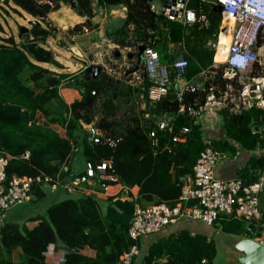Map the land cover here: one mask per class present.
Returning a JSON list of instances; mask_svg holds the SVG:
<instances>
[{"label":"trees","instance_id":"obj_1","mask_svg":"<svg viewBox=\"0 0 264 264\" xmlns=\"http://www.w3.org/2000/svg\"><path fill=\"white\" fill-rule=\"evenodd\" d=\"M53 1L54 7L38 4L36 0H0V5L12 3L16 13H20V9L38 21L36 24L30 22V29L20 36L18 33V41L12 35L0 36V151L12 156L6 167L7 178L37 173L54 178L69 156L72 159L69 171H61L59 177H74L84 172L87 162L104 158L111 159L117 183L128 188L137 187V196L131 198L129 190L107 195L102 212L100 197L81 193L77 198H66L50 205L47 208L49 221L30 218L35 221L32 228L25 224L20 227L13 221H0V264H15L10 258L15 248H20L25 257L20 264H48L44 253L50 244L55 250H66L63 264H117L119 256L132 244H137L140 252V239L132 240L128 234L135 203L141 206L163 201L174 204L181 192L179 177L192 172L200 151L206 146L221 152L229 150L232 156L237 149L247 152L262 149L259 155L249 157L238 177L250 183L258 177L255 170L264 172V138L254 132L264 126V108L253 105L238 112L230 111V107L220 109L221 137L209 141L197 117H191L188 112L178 114L180 103L201 105L210 84L220 85L221 90L227 82L234 90L242 88L237 79L222 78L224 65L213 66L216 51L207 43L217 36L221 25H230L219 7L208 2L210 0H187L186 7L197 9L206 22L184 25L152 10L154 2L164 0H98L99 4L111 8H126L121 25L106 29V38L123 48L131 43L133 53L139 45L152 47L157 50L161 62L169 66L171 84L167 93L158 100H151L148 96L150 82L146 78L134 86L128 83V75L115 78L106 73L105 68L95 80H86L83 72H56L41 65L63 67L55 53L45 48L48 38L56 34V27L46 21L48 13L58 8L61 0ZM62 1L86 17L84 23L74 25L67 33L82 34V27L90 31L91 18L95 14L92 0ZM230 22L232 24L233 20ZM3 30L0 24V33ZM260 35L264 38V31ZM263 38L259 39L258 46L264 43ZM170 43L175 45V53H168ZM177 59L187 61L184 79L198 86L194 92H187L182 101L177 99L175 75L170 67ZM127 61L133 64L135 57ZM202 71L212 75L204 79ZM249 77H264V70L255 63ZM215 93L218 96V92ZM73 97L72 102L65 100ZM136 102L138 113L117 114L122 104L133 107ZM164 114L172 117L171 131L158 129V121ZM88 123L103 130L116 145L90 143L82 127ZM183 125L188 126L189 132L181 135L167 151L164 146L171 143L172 136L178 134ZM152 130L159 139L157 147L152 146L147 136ZM25 150L30 152L28 160L19 158ZM74 153H80L82 160H74ZM77 162L82 166L76 168ZM42 187L33 188L35 198L32 201L44 196ZM49 188L61 187L50 184ZM95 189L103 192L98 185ZM123 196L126 198L122 200ZM7 212L0 210V218L7 217ZM219 221L225 233L248 234L254 238L252 235L264 229V212L263 225L258 226L255 234L254 225L244 220L229 217ZM86 249L94 255L84 253ZM215 254L212 238L180 230L151 242L143 259L144 264H204L202 260L212 264Z\"/></svg>","mask_w":264,"mask_h":264},{"label":"built area","instance_id":"obj_2","mask_svg":"<svg viewBox=\"0 0 264 264\" xmlns=\"http://www.w3.org/2000/svg\"><path fill=\"white\" fill-rule=\"evenodd\" d=\"M166 2V4H164ZM181 0H164L161 6L156 8L151 6L152 10L161 13L172 21H179L184 25L195 23L204 24L206 19L203 14H198L197 9L187 8L186 2L180 5ZM38 4H47L53 7V0H36ZM214 6L219 7L222 16L228 13L234 16L233 23L229 28V40L227 42L226 51L223 53L222 61H216L214 56V67L224 65L222 78L232 80L231 78L238 75H249L258 61V54L261 45L258 41L261 31H264V0H210L208 1ZM84 32H89L86 27H82ZM225 32V30H224ZM222 34L221 26L216 36V46L220 43ZM227 34V33H226ZM225 35V34H224ZM118 46V45H117ZM216 47V53H217ZM114 47H112V50ZM130 49V48H129ZM137 50V47H135ZM130 51V50H128ZM127 49L123 51L125 55ZM133 52V51H132ZM124 60H127L124 56ZM133 64L125 61L121 67V75L126 74V70L133 67ZM106 71H109L106 65H103ZM86 65H84L85 69ZM176 83V95L178 101L187 92H194L198 86L184 79L187 67L185 59L174 60L170 65ZM227 69H234L229 74ZM207 71H202L201 75L205 76ZM128 75V83L130 85H140L146 78L150 82L148 88V96L151 100H158L167 93L170 82V70L167 64L161 62L157 50L152 47L145 46L141 54L140 66L137 71L126 74ZM252 83L242 82V88L238 90L240 97L228 98L227 91L231 89V83L227 82L224 90L220 85L210 84L208 94L205 101L198 106L180 103L178 114L188 112L191 117H199L203 112H208L210 118V127H214L219 122L218 111L224 107H230V111L238 112L242 108H250L255 105L258 108H264V77H251ZM215 91L218 92V96ZM255 95L252 96L251 94ZM209 107V109L207 108ZM216 109V110H215ZM162 119L158 121V129L160 131L172 130V117L164 114ZM83 129L87 133V139L90 143H103L110 147L116 145V141L107 136L103 130L94 123L82 124ZM189 128L183 125L178 134L172 136L171 143H167L164 148L169 151L174 143H177L181 135L187 134ZM254 132L259 133L264 138V126L256 129ZM153 147L159 146L157 133L152 130L147 133ZM209 141V139H207ZM173 144V145H172ZM172 146V147H171ZM77 151V148H73ZM223 152L206 146L202 149L192 167V172L179 177L181 184V192L174 204L160 202L155 204H147L144 206L135 203L132 218L128 228L129 237L132 240L161 231L164 227L174 224L180 219H194L203 222L205 225L212 226L217 224L218 219L235 218L244 220L248 223L259 222L255 225L262 226L260 222L262 217V209L260 207V192L262 189L261 178L245 183L240 177L232 180H219L214 175V168L218 160L223 156ZM30 152L25 150L19 158L28 160ZM11 155L0 151V210L6 211L13 206L31 202L34 198L33 188L39 185L50 184L59 186L68 192H80L82 194H96L98 196V188L103 190L102 193L108 195H117L123 191L127 193L129 190L131 198H136L137 187H125L117 183V176L113 173L111 159L100 158L95 162H87L84 172L74 177H65L60 179V172L69 171V163L72 160L69 156L62 165L61 171L52 178L45 173H37L35 175H13L7 178L6 167ZM71 175V174H70ZM112 189V193L109 190ZM99 197V196H98ZM126 197L123 196L122 200ZM222 215V216H220ZM259 238L255 239L264 244V229L260 234H256ZM53 245V244H50ZM48 248V247H47ZM65 254L66 250L62 249ZM46 252L44 253L46 255ZM139 254L137 244H132L127 251H124L118 258L117 264H131L134 257ZM46 261V260H45ZM64 263V256L62 258ZM48 263V262H46ZM202 263L206 264L205 260ZM51 264V263H48Z\"/></svg>","mask_w":264,"mask_h":264},{"label":"rangeland","instance_id":"obj_3","mask_svg":"<svg viewBox=\"0 0 264 264\" xmlns=\"http://www.w3.org/2000/svg\"><path fill=\"white\" fill-rule=\"evenodd\" d=\"M63 5H67L65 4L62 0L58 3V8L60 6V4ZM56 4L54 3L52 6L54 7ZM69 8H71L69 5H67ZM154 6L156 8L161 6V2H154ZM105 8V6L103 4H99V5H95L94 8L96 9V14H95V20L99 21V18L101 17L100 11L101 8ZM15 6L11 3L9 4H1L0 5V24L3 27V32L0 33V36L2 37H8L10 35L14 36V39L17 40L18 38V33H19V28L20 27H27L30 29L31 20L37 19L31 15H28L27 13H23L20 9V13H16L14 10ZM58 8H56L55 10H57ZM72 9V8H71ZM53 10V11H55ZM126 10V8H125ZM51 11V12H53ZM72 11L75 13V11L72 9ZM50 13V12H49ZM48 13V14H49ZM106 21H108V19H106ZM57 23V22H56ZM82 24V23H81ZM229 26H231V22L229 21ZM58 26V24H56ZM121 25V20H114L112 25H108L107 29H116L117 27H119ZM102 29H103V35L102 38L106 39L105 36V29H106V24L101 25ZM74 26H71L70 28H73ZM67 28V29H70ZM58 30L56 29L57 33ZM90 32V31H89ZM84 32L82 34H75V33H71L70 35L73 36L72 39L76 36L78 37L76 39L75 42H71L70 40L64 39L61 40L62 43H65L67 45L68 48L73 47V49L71 48H61L59 49V53L57 52L58 56H61L59 59L61 60H67L68 61V67L72 68L73 66H75L74 64H77V66L75 67H81L83 68L84 63L86 64H90L91 62L94 63L96 60L101 61V63L98 64H102V65H106L109 69V71H107L106 73H108L109 75L115 77V78H120L122 75L120 73L121 71V67H123V65L125 64L124 60V56L126 57V54H123V51L125 49L130 50V51H134L133 48H130L129 46H125V48L117 46V44H114L113 42H108L107 40H105L104 44H107V53L106 51L103 49L102 45L99 49L101 53L98 54V56H94L93 51L88 50V49H83L81 50V48H84V45L89 44L90 42H92L93 40L98 41L99 38L97 37V30H94L93 32ZM76 35V36H74ZM74 38V39H75ZM229 37L225 36L224 37V42L227 43L228 42ZM74 41V40H73ZM264 41V38H263ZM74 43L77 45V48H74ZM113 43V44H112ZM54 42L51 41V44H49V46H47L49 49L52 50V46H54ZM58 46V45H57ZM112 47L116 48L118 47L121 51L122 56L118 59H115L113 57L112 54ZM226 47L227 46H223L222 49L217 48V53L215 55L216 60L218 61V58H221L223 56V53L226 51ZM130 48V49H129ZM214 50V49H213ZM92 55V58L89 59L88 56ZM81 59L83 61H81ZM127 59V57H126ZM91 61V62H90ZM129 63V62H128ZM81 64V65H80ZM80 65V66H79ZM256 65H258L260 67V70H264V43L261 45V48L259 50V54H258V61L256 62ZM79 69V68H78ZM84 70V68H83ZM212 73H206L205 76L201 75L204 79H206V76ZM237 76L232 77L231 79H237V81L242 85V82H249L252 83L251 77H249V75L246 74H242L240 76H238L237 78H235ZM129 78V77H128ZM127 78V79H128ZM226 96L228 98H236L239 96L240 97V93H238V90H234L233 87H231V89H229L227 91ZM65 99V98H64ZM67 102H72L74 100L73 98L70 99H65ZM209 109V107H207ZM138 103L136 102L135 106L130 107L127 106L125 104H122L120 107V110L118 111V115H121L124 112H127V114H131L132 112H136L138 113ZM208 114V112H207ZM206 112H203V114L201 116H199L197 118L198 122H201L202 119L204 117H206ZM99 114H97V118H99ZM60 132L63 133V131L60 128H57ZM224 154L227 155V157H231L232 154L229 150H225L223 152ZM74 160H82L81 154L80 153H74ZM77 166L76 168H79L81 165L80 162H77ZM43 191H44V196L37 200V201H31V202H26L24 204H20L15 206L14 208L8 210L7 212V217H1L0 221H13L16 222L20 227H22L24 224L28 227V228H32L34 226L35 221H31L29 220L30 218H35V217H39L41 219H45L46 221H49L48 215H47V208L52 205L55 204L61 200H64L66 198H77L79 196H81L80 192H68L62 188H57V189H51L49 188V186H43L42 187ZM110 193H112V189L109 190ZM108 195V194H107ZM99 200V204H100V208L101 211L104 212L105 211V201L98 199ZM204 230H206V232L200 233L203 235H207L210 238H212L215 242L216 245V254L212 260V264H236L235 262V258L237 257V255L239 254L238 252H236L233 247H232V240L235 238H238L237 235L234 234H228L223 232L220 228H216V227H212V226H208L206 225L204 228ZM198 234V233H195ZM253 237L259 238V236H254ZM87 251V249L84 251V253ZM146 254V250H141L139 252L138 255H136L134 257L133 260V264H144V255ZM11 260L15 263V264H20L24 259V255L21 252L20 248H15L12 252L11 255ZM164 259H161L160 261H162ZM158 264V263H157Z\"/></svg>","mask_w":264,"mask_h":264},{"label":"crops","instance_id":"obj_4","mask_svg":"<svg viewBox=\"0 0 264 264\" xmlns=\"http://www.w3.org/2000/svg\"><path fill=\"white\" fill-rule=\"evenodd\" d=\"M92 5H93V10L96 14V9L94 8V6L99 5L98 0H92ZM104 6H105V8L104 7L101 8V11H100L101 17L99 18V21L95 20V17H96L95 14L91 18V23L93 24V26L90 29V32L97 30V33H98L97 37L99 38V40L98 41L93 40L89 44L84 45V48H81V50L88 49V50L93 51L95 57L98 56L99 53H101L100 52L101 49H99L101 47V45L107 53V49H108L107 44H104L102 42L107 40L108 42L111 43V41L108 38H106V39L102 38L103 29H102L101 25L106 24V29H107V26L112 25L114 20H118V21L121 20V22H122V20L126 16V10H125L124 6H117V7H113V8L108 7L105 4H104ZM23 13L26 14V12H23ZM224 17L227 18L229 21L231 20V18H229V17H226V16H224ZM106 19H108V21H106ZM85 20H86V17L79 15L77 12L74 13L71 8H69L67 5H63L62 3L60 4V6L57 10L50 12L46 16V21L49 22L51 26L56 27L58 32L56 34H54L53 37L48 38L47 44L45 45V48H48L47 46H49V44H51V41H53L55 43L54 46H52V51L55 53L57 60L63 65V67L62 68H55V67H53L47 63H42L41 64L42 66L47 67V68H49L53 71H56V72H63V73H69V74H76L79 72H84L83 68L75 67V66H77V64H74L75 66H73L72 68H69L68 67V61L59 59L61 56H58L57 52L59 53V49H61V48H68L65 43L61 42V40L67 39V40H70L71 42H75L76 39L78 38L76 35H74V36H76V38L74 37L75 39L74 38L72 39L73 36H71L69 33H67V31H68L67 28H70L71 26H74L76 24L84 23ZM56 24H58V26ZM42 25H45V24L42 23ZM221 27H222V25H221ZM104 33H105V31H104ZM224 37L225 36L221 34L220 43H219L217 48L222 49L223 46H227L226 45L227 43L224 42ZM16 41H18V39ZM207 44H210V41ZM74 45H75L74 48H77V45L75 43H74ZM168 46H169L168 47V53L169 54L175 53V51H176L175 45L170 43ZM71 48L73 49V47H70L68 49L71 50ZM91 57H92V55H91ZM222 59H223V56L221 58H218V61H221ZM81 61H83V60L81 59ZM94 63L98 64V63H101V61L96 60ZM214 64L215 63L213 60V65ZM84 65H87V64L84 63ZM210 121L211 120L207 114L206 117H204L202 119V121L199 122L202 126V129H204V131H205V138L209 139V140L215 139V138L216 139L220 138L221 134H222L221 128H220V122H218V124L215 125L214 127H210ZM261 152H263L262 149L254 150V152H247V151H244L241 149H237L235 152V155H233L231 157H227L226 154H223L224 157L220 158L218 160V162L221 160H224V159H228L230 161H236L239 165L238 172H237V174H239L240 169H242V167L246 165L249 157L253 154L259 155ZM247 167H248V165H247ZM255 173H258L257 178H261V181H262V189H261L259 198H260V207H261L262 211L264 212V172L260 173V171L255 170ZM98 196L100 197L101 200H104L107 195L102 193V192H99ZM260 222H261V220H260ZM250 223H248V224H250ZM256 223L259 224V222L253 221V225H254L253 233L254 234L258 231V225L256 226L255 225ZM217 224L218 225H216V228H220L221 222L219 221V222H217ZM205 226L206 225L199 220L180 219L177 222H175L174 224H170V225L164 227L159 232L151 233V234H148V235L140 238V251L146 250L151 242L155 241L156 239H158L160 237L167 236L170 233L178 232L180 230H187L193 234H195V233L200 234V233L206 232V230L203 229ZM254 239H255V237H254ZM85 253L88 255H92V256L94 255L93 251H91V250H87ZM63 256H64V253H63L62 249L55 250L54 245H49L47 248V253L45 255V260H46V262L51 263V264H63V262H62Z\"/></svg>","mask_w":264,"mask_h":264},{"label":"water","instance_id":"obj_5","mask_svg":"<svg viewBox=\"0 0 264 264\" xmlns=\"http://www.w3.org/2000/svg\"><path fill=\"white\" fill-rule=\"evenodd\" d=\"M165 1L164 4H166ZM185 0L180 1V5L183 6ZM79 15H82L81 12H78ZM31 23H38L37 20H31ZM27 27H20L19 36L27 31ZM215 39L214 35L212 38V42L209 44V48L213 50L215 48ZM127 46L132 47L131 43H128ZM144 45L137 46V52L133 53L128 51L126 53L127 59H132L135 57V65L126 70V74L137 71L140 66L141 54L144 50ZM113 55L116 59L122 56L121 51L116 47L113 49ZM91 59V55L88 56ZM103 70L102 64L90 63L85 67L83 72V76H85L86 80H95L100 72ZM229 74L234 72V69H227ZM252 96L255 94L252 93ZM238 163L236 161H230L228 159L221 160L217 163L214 168V175L219 180H232L236 179L238 174ZM228 169V170H227ZM233 249L239 254L235 258L236 264H264V244L260 243L254 238H250L248 234L243 236H238L232 240Z\"/></svg>","mask_w":264,"mask_h":264},{"label":"bare ground","instance_id":"obj_6","mask_svg":"<svg viewBox=\"0 0 264 264\" xmlns=\"http://www.w3.org/2000/svg\"><path fill=\"white\" fill-rule=\"evenodd\" d=\"M224 16H226V17H229V18H231V19H233L234 20V16L233 15H231V14H228V13H224ZM231 26H229V25H227V26H223V27H221V29H222V35H224V36H229V28H230ZM224 30H225V32H224ZM227 33V34H226ZM222 61V60H221Z\"/></svg>","mask_w":264,"mask_h":264},{"label":"clouds","instance_id":"obj_7","mask_svg":"<svg viewBox=\"0 0 264 264\" xmlns=\"http://www.w3.org/2000/svg\"><path fill=\"white\" fill-rule=\"evenodd\" d=\"M210 43H211V42H210ZM215 44H216V39H215ZM208 45H209V44H208ZM216 47H217V46L215 45V48H214L215 51H216ZM117 48H118V47H117ZM118 49H119V48H118ZM119 50H120V49H119ZM131 52H132V51H131ZM133 52H134V51H133ZM112 54H113V50H112ZM213 60H214V59H213ZM87 65H88V64H87ZM87 65H86V66H87ZM103 68H104V66H103ZM84 70H85V69H84Z\"/></svg>","mask_w":264,"mask_h":264},{"label":"flooded vegetation","instance_id":"obj_8","mask_svg":"<svg viewBox=\"0 0 264 264\" xmlns=\"http://www.w3.org/2000/svg\"><path fill=\"white\" fill-rule=\"evenodd\" d=\"M210 42H212V40Z\"/></svg>","mask_w":264,"mask_h":264}]
</instances>
